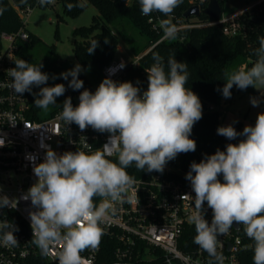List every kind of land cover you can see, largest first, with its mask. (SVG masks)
<instances>
[{"label": "clouds", "instance_id": "1", "mask_svg": "<svg viewBox=\"0 0 264 264\" xmlns=\"http://www.w3.org/2000/svg\"><path fill=\"white\" fill-rule=\"evenodd\" d=\"M53 2L39 0L41 6ZM182 3L183 0H139L144 16L153 12L169 16ZM75 6L83 4L70 3L67 8L70 11ZM4 11L0 8V16ZM160 28L164 39L177 38V26L169 20H162ZM259 44L255 50L257 58L250 68L225 73L226 82L221 90L224 98H231L234 86L239 90L264 86V37ZM97 47L98 41H93L87 54L92 55ZM153 61L146 70L148 86L143 92L130 81L117 82L106 77L95 92H80L77 106H73L71 97L64 100L60 119L67 126L76 124L82 132L91 127L101 134L107 133L108 142L102 150L58 154L50 146L42 145L46 149L44 159L33 163L36 181L21 197L30 200L34 209L28 214L32 243L43 256L62 245L57 252L58 264H81L83 251L99 247L105 234L102 225L116 214L117 205L132 202L128 192L136 181L129 175V167L135 164L139 171L162 173L179 154L196 150V141L190 136L203 112L199 96L186 87L187 63L170 56L165 64L159 53L153 55ZM14 63L15 67L7 70L11 77L9 87L19 96L25 92L36 96V107L47 111L66 92L62 83L43 86L50 77L41 71L42 63L34 65L24 59ZM118 67L123 69L125 64L121 62ZM82 71L85 69L77 63L59 75L76 91L84 87L83 80L78 78ZM33 87L39 91L33 93ZM250 102L258 107L261 100L251 97ZM233 124L218 127L217 135L229 141L242 139L228 143L224 151L218 148L214 154H206L199 163L191 162L186 173L185 179L195 193L194 197L188 195L195 209L190 217L196 231L193 243L212 258L209 264H225L223 253L218 251V237L229 234L234 224L242 225L253 242L246 246L253 251V264H264V112L258 113L255 124L245 125L242 132ZM81 137L88 147L86 137ZM4 143L0 138V147ZM112 156L115 161L109 159ZM96 198H100L99 203ZM18 202L0 194V210L15 209ZM205 204L212 210L210 223L205 219ZM17 231L14 223L0 220V245L18 247L14 234Z\"/></svg>", "mask_w": 264, "mask_h": 264}, {"label": "built area", "instance_id": "2", "mask_svg": "<svg viewBox=\"0 0 264 264\" xmlns=\"http://www.w3.org/2000/svg\"><path fill=\"white\" fill-rule=\"evenodd\" d=\"M13 6L21 20L22 15L31 9L29 6ZM242 11L221 15L217 20L204 24L224 23L223 31L235 35L240 31L236 18ZM147 20L152 29L159 31L162 19L158 12L147 16ZM175 25L179 29L194 24L176 20ZM162 39L163 35L126 61L113 59L105 64L101 69L102 80L109 77L117 82L130 81L140 87L141 92L146 90V70L149 67L140 66V60ZM28 40L29 32L23 26L16 31L0 32V138L5 141L0 147V194L19 201L15 209L6 207L0 210V220L12 222L19 228L14 233L19 241L18 247L0 245V264H42V259L58 264L57 252L62 245L43 256L32 243L28 214L34 209L30 200L25 201L21 197L36 181L33 163L43 161L46 149L42 145L50 146L58 154L76 150L96 151L108 142V134L96 132L91 127L82 132L76 124L67 126L59 117L63 106L45 119L33 117L30 94H15L9 87L11 77L7 75V70L15 67L14 61L19 59L18 42ZM121 62L125 64L123 69L118 67ZM99 84L76 90L71 98L73 106L79 104L80 92L84 89L95 92ZM81 136L86 137L88 147H85ZM109 159L115 161L116 157ZM170 170L165 167L161 173L127 169L136 181L128 192L133 200L117 205L116 214L110 215L102 225L105 234L99 247L83 251L81 264H209L212 258L193 243L196 231L190 217L195 209L193 199L188 195L194 197L195 193L184 176L171 175ZM136 172L139 174H134ZM99 201L100 198H96V202ZM205 209V219L210 223L212 210L207 208V204ZM218 238L221 242L218 251L223 253L225 264H253V251L246 248L253 242L245 235L242 225L233 226L229 234ZM105 246L107 251H103Z\"/></svg>", "mask_w": 264, "mask_h": 264}, {"label": "trees", "instance_id": "3", "mask_svg": "<svg viewBox=\"0 0 264 264\" xmlns=\"http://www.w3.org/2000/svg\"><path fill=\"white\" fill-rule=\"evenodd\" d=\"M58 1L62 5L64 16H76L86 7L83 0ZM218 1L222 7L224 0ZM87 2L97 9L98 14L92 17V22L89 25L73 29V34L82 38L81 41H74L72 50L74 57L83 68L91 67L94 71L101 72L102 67L114 59V53L119 44L116 32L117 24L122 19L146 38V43L136 54L147 49L163 35L161 28L159 31L152 29L147 16L141 14L139 0H87ZM207 2L208 0H183V3L169 16L158 12L162 20L167 19L173 24H176V20H178L181 23L194 25L179 28L175 40L162 39L157 42L140 60V66L150 68L154 63L153 55L159 53L164 57L165 64L170 56H175L177 61L187 63L188 82L186 87L195 92L202 103V119L195 123L190 136L196 141V150L179 154L176 159L169 161L167 166L171 168V175L185 177L190 170L191 162L199 163L206 154H214L218 148L224 151L228 143H238L242 139V137H238L236 140L229 141L225 137L217 135V128L222 126V123L216 106L222 97L221 90L226 82L225 73L250 68L257 58L255 50L260 47L259 39L264 37V0L237 15L236 20L240 24V31L235 35H229L223 31L224 23L204 24L217 20L206 14L200 13L195 17H183V11L191 4L195 3L203 8ZM70 3L73 5L83 4V7L75 6L69 11L67 5ZM13 5L22 8L41 6L39 0H0V8L5 9L3 15L0 16V32L16 31L23 26ZM37 40V36L29 33L28 41L18 42L17 55L19 59L27 61L21 52L22 45L32 44ZM93 41H98V47L92 55H89L87 52ZM53 47L52 45L51 48ZM165 71H167V67H165ZM78 78L83 80L84 86H90L81 73ZM70 79L71 77H69ZM57 83L64 84L66 96L72 98L75 91L68 87L69 81L60 77ZM61 106L42 114L39 113L40 108L36 107L32 101V115L38 120L45 119L53 115ZM233 126L238 132L243 131L244 127L239 121ZM134 168H136L135 164L129 167V171ZM138 172L134 174H139ZM220 179L223 180L222 176ZM105 250H108L106 246L103 248V251ZM40 263L54 264L47 263L43 259Z\"/></svg>", "mask_w": 264, "mask_h": 264}, {"label": "rangeland", "instance_id": "4", "mask_svg": "<svg viewBox=\"0 0 264 264\" xmlns=\"http://www.w3.org/2000/svg\"><path fill=\"white\" fill-rule=\"evenodd\" d=\"M86 7L76 16H64L62 5L58 0L52 4L44 6H34L22 15L23 28L29 33L38 37V40L32 44H23L21 52L27 58L29 63L34 65L43 64L41 71L49 74L47 85L54 86L60 78V73L72 69L78 63L73 54L74 41H81V36L74 35L73 29L82 25H89L92 17L98 14L97 9L83 0ZM262 0H224L222 5V15L229 16L239 9H248L258 5ZM195 17V16H193ZM117 36L119 39L118 47L114 53V59L128 60L132 58L137 51L146 43V38L124 19L117 24ZM54 46L51 48V46ZM81 74L90 84H99L102 80L101 72L94 71L91 67L84 68ZM56 76V79H52ZM33 93L39 91V88L33 87ZM231 98H224L223 95L216 108L220 114L222 126H227L233 120L245 125H254L258 113L264 112V86H257V89L248 87L246 90L237 88L231 89ZM31 100L37 97L29 93ZM260 98L258 107H253L250 98ZM67 98L66 93L57 97L56 105L49 106L45 111L40 109L39 113L45 114L51 109L63 105ZM166 168L171 169L166 165ZM20 178V177H19ZM13 180H15L13 178Z\"/></svg>", "mask_w": 264, "mask_h": 264}, {"label": "water", "instance_id": "5", "mask_svg": "<svg viewBox=\"0 0 264 264\" xmlns=\"http://www.w3.org/2000/svg\"><path fill=\"white\" fill-rule=\"evenodd\" d=\"M200 13L208 15L210 18L218 19L222 15V7L218 0H208L203 8H200L198 4H191L182 13L183 17L198 16ZM238 227V225H235Z\"/></svg>", "mask_w": 264, "mask_h": 264}, {"label": "crops", "instance_id": "6", "mask_svg": "<svg viewBox=\"0 0 264 264\" xmlns=\"http://www.w3.org/2000/svg\"><path fill=\"white\" fill-rule=\"evenodd\" d=\"M190 1H193V0H190ZM242 10H244L243 8L242 9H239L238 11H242ZM237 12V11H236Z\"/></svg>", "mask_w": 264, "mask_h": 264}]
</instances>
